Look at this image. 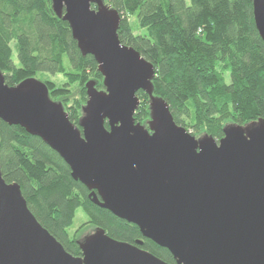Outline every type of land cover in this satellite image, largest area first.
Wrapping results in <instances>:
<instances>
[{"label": "water", "instance_id": "water-1", "mask_svg": "<svg viewBox=\"0 0 264 264\" xmlns=\"http://www.w3.org/2000/svg\"><path fill=\"white\" fill-rule=\"evenodd\" d=\"M82 55L103 79L85 84L78 125L35 77L16 86L0 71V120L38 136L99 208L136 225L175 264H264V120L232 124L216 141L178 125L153 94L154 66L117 35L121 16L104 0H50ZM264 42V0H252ZM142 90L146 124L135 121ZM68 253L30 212L18 183L0 170V264H172L94 228Z\"/></svg>", "mask_w": 264, "mask_h": 264}, {"label": "trees", "instance_id": "trees-1", "mask_svg": "<svg viewBox=\"0 0 264 264\" xmlns=\"http://www.w3.org/2000/svg\"><path fill=\"white\" fill-rule=\"evenodd\" d=\"M104 3L121 16L120 42L154 66L153 94L165 99L172 119L191 135L202 133L218 141L228 123L264 120V42L255 29L252 0ZM0 71L8 86L37 73H60L68 84L80 83L79 95L70 99L60 97L61 88L45 82L50 98L62 104L76 126L86 104V82L93 80L97 89H103L96 60L82 55L50 0H0ZM137 96L140 104L134 118L146 124L149 99L142 90ZM0 170L3 180L19 184L30 212L68 253L82 256L70 228L73 209L83 206L94 228L105 230L112 239L140 242V248L175 264L170 252L144 238L136 225L96 206L87 197V188L71 178L62 157L40 137L2 120Z\"/></svg>", "mask_w": 264, "mask_h": 264}, {"label": "rangeland", "instance_id": "rangeland-1", "mask_svg": "<svg viewBox=\"0 0 264 264\" xmlns=\"http://www.w3.org/2000/svg\"><path fill=\"white\" fill-rule=\"evenodd\" d=\"M129 20H133V17H129ZM11 48L12 51H14L15 49V41H11ZM13 60H15V56H16V51H14L13 53ZM65 64L68 66V62L65 59ZM69 67V66H68ZM87 74L89 76H92L93 73L90 72V70L87 72ZM35 78H37L38 80H40L41 82H50L55 88H61V94L60 97H65L67 95V97L71 98H75L77 95H79L80 93V83H75V84H68L67 81H65V77H63L62 74L57 73V74H53L51 75L50 73H37L35 75ZM64 99V98H61ZM146 123V122H145ZM203 134H197L195 137H201ZM71 228H70V232L73 234H75L76 237H78V239H82L84 236L91 234L94 231V227H93V223L90 220V218L88 217L85 209H83V206L77 207L75 209H73L72 215H71Z\"/></svg>", "mask_w": 264, "mask_h": 264}]
</instances>
